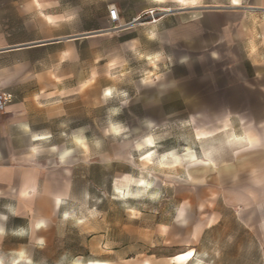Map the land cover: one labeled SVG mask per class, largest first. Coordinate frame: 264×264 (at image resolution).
I'll use <instances>...</instances> for the list:
<instances>
[{
    "label": "crops",
    "instance_id": "crops-1",
    "mask_svg": "<svg viewBox=\"0 0 264 264\" xmlns=\"http://www.w3.org/2000/svg\"><path fill=\"white\" fill-rule=\"evenodd\" d=\"M36 3L31 1L38 8ZM28 4L20 3L17 17L28 18ZM231 8L237 11L227 18L194 11L177 23L165 20L163 42L176 50L170 60L176 65L159 66L158 77L139 78L134 88L147 105V120L164 126L180 121L186 128L183 165L198 172L185 182L180 228H196L199 238L211 228H240L264 249V0H232ZM45 17L54 22L53 15ZM130 33L121 34L127 50L137 38ZM76 55L70 37L16 41L0 17V90L14 97L0 113V251L36 263L46 251L68 257L61 250L72 243V169L59 157L47 159V168L43 145L22 149L19 142L21 136L46 140L34 130L32 109L43 112L41 102L61 95L62 86L72 95Z\"/></svg>",
    "mask_w": 264,
    "mask_h": 264
},
{
    "label": "rangeland",
    "instance_id": "rangeland-1",
    "mask_svg": "<svg viewBox=\"0 0 264 264\" xmlns=\"http://www.w3.org/2000/svg\"><path fill=\"white\" fill-rule=\"evenodd\" d=\"M31 1L0 0L2 26L13 31L14 40L70 37L72 51L77 50L72 56V95L63 93L62 86L61 95L41 102L43 112L40 106L32 109L34 130L44 133L46 140L31 143L21 136L19 142L22 149L43 145L47 151L41 157L47 168H52L47 159L59 161L63 151L71 150L67 160L72 169V243L70 249L61 250L68 257L46 251L35 257L37 263L31 256L16 258L3 249L0 264L20 260L24 261L20 264H77L78 259L171 264V257L189 250L197 252L200 264H264V249L240 228H211L203 238L196 228H180L177 216L185 182L198 172L175 162L174 155L187 153L186 128L180 121L164 126L163 121L147 120V105L139 103L144 98L134 88L139 78L158 77L159 66L170 70L176 65L170 61L176 50L163 42L165 20L177 23L176 18L191 17L194 11L205 17L234 16L232 0H43L48 3L41 6L34 0L38 8ZM21 2L29 3L27 19L16 15ZM112 6L120 12L121 28H114L108 19ZM45 15H53L54 22ZM124 31L137 37L128 50ZM157 56L154 66L150 60ZM112 125L121 132L115 133ZM76 137L85 140L86 149ZM149 138L153 145L147 143ZM117 185L129 186L126 198L117 192ZM188 187L196 191V186ZM20 250L24 255L23 247Z\"/></svg>",
    "mask_w": 264,
    "mask_h": 264
},
{
    "label": "bare ground",
    "instance_id": "bare-ground-1",
    "mask_svg": "<svg viewBox=\"0 0 264 264\" xmlns=\"http://www.w3.org/2000/svg\"><path fill=\"white\" fill-rule=\"evenodd\" d=\"M167 12H168V10H167ZM150 61H151V64H153L154 66H156L157 63H158V56L155 57V58H152ZM105 91H106V93H110L111 92V89H107ZM112 130L115 133H118V134L121 132V130L118 129L117 127H115L114 125H112ZM76 141H80L81 143H79V144L81 146H83L85 149L87 148V144L85 143V140L83 138L76 137ZM147 143H149L150 145H153L154 144V141H153V139L149 138L147 140ZM53 150H57V149L54 147ZM70 152H71V150H65V151H63V153L59 155L60 160L61 161H66L68 155L70 154ZM174 158H175V162L176 163H180L181 165L183 164L182 156H180L179 154L178 155L176 154V155H174ZM144 184L145 185H148L147 183H144ZM128 188H129L128 185H124V186H118L117 185L116 186L117 192L120 193L124 198H126L127 195H128ZM182 218L183 219L185 218V211L182 208H180L179 211H178L177 220L181 223V219ZM196 255H197V252L195 250H189L187 252L180 253L178 255H175V256L171 257L169 259V262L171 264H198V263L200 264L201 263V260L198 259V257H196ZM76 262H77V264H111L109 262H102V261H88V262H85L84 263L80 259L76 260ZM143 264H151V263L144 262Z\"/></svg>",
    "mask_w": 264,
    "mask_h": 264
},
{
    "label": "built area",
    "instance_id": "built-area-1",
    "mask_svg": "<svg viewBox=\"0 0 264 264\" xmlns=\"http://www.w3.org/2000/svg\"><path fill=\"white\" fill-rule=\"evenodd\" d=\"M108 17L110 23L114 26V28H121V16L119 10L112 6L108 9ZM14 97L11 94L2 92L0 90V113L3 112L8 104L13 101Z\"/></svg>",
    "mask_w": 264,
    "mask_h": 264
},
{
    "label": "snow or ice",
    "instance_id": "snow-or-ice-1",
    "mask_svg": "<svg viewBox=\"0 0 264 264\" xmlns=\"http://www.w3.org/2000/svg\"><path fill=\"white\" fill-rule=\"evenodd\" d=\"M111 93H106V95H110ZM77 143H81L80 141H77ZM33 151H36V149H33Z\"/></svg>",
    "mask_w": 264,
    "mask_h": 264
},
{
    "label": "water",
    "instance_id": "water-1",
    "mask_svg": "<svg viewBox=\"0 0 264 264\" xmlns=\"http://www.w3.org/2000/svg\"><path fill=\"white\" fill-rule=\"evenodd\" d=\"M77 39V38H76Z\"/></svg>",
    "mask_w": 264,
    "mask_h": 264
}]
</instances>
